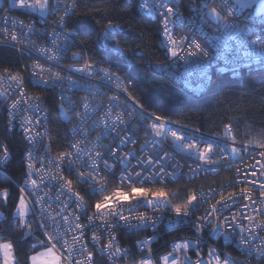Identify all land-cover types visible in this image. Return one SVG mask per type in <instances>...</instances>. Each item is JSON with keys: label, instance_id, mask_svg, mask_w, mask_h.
<instances>
[{"label": "snow or ice", "instance_id": "1", "mask_svg": "<svg viewBox=\"0 0 264 264\" xmlns=\"http://www.w3.org/2000/svg\"><path fill=\"white\" fill-rule=\"evenodd\" d=\"M13 2L38 10L45 23H48L49 16L54 19L51 31L37 30L35 22L26 23L10 16V9L0 8V13H3L0 15V22L3 23V27H0V37H3L0 47L16 49L21 55L39 53L48 63V67H45L36 61L17 71L9 67L0 69V101L6 105L8 117L6 130H13L18 123L29 148L23 154L26 161L21 177L23 184L13 181L17 196L10 213L11 220L8 221L5 213L0 212V224L4 225L0 229L3 264H21L17 249L30 240L35 243L32 244L31 254L27 251L23 253V264H94L97 256L105 258L107 264H117L119 260L127 262L130 256V264H156L157 261L159 264H246V260L252 256L258 261L264 259V236L261 235L264 233V129L259 131L258 138L238 140L239 133L234 132L233 118L227 116L222 118L221 130L214 135L205 136L198 129L188 134L182 131L184 126L179 121L175 122L174 128L170 117L149 112L128 91L131 82H126L125 77L104 68L91 57L86 58L89 51L87 40L79 39L81 33L71 28L73 17L82 15L94 18L101 11L100 8L81 13L82 7H92L84 4L83 0ZM257 3L259 7L255 14L258 15L264 12V0H199L198 6L195 0H191L186 7L193 15L187 17L181 13L183 0H151L148 12L158 19L161 35L159 47L169 57V66H180V62L194 64L201 76L196 88H208L210 91L208 69L213 59L211 46L206 48L188 33L176 35L175 27L190 24L192 31L201 33L205 32V26L215 27L219 32L241 37L252 29H241L240 25L251 22L254 14L250 13L242 20L237 17L244 9ZM147 4L148 0H143L141 9L144 10ZM96 23L100 24V20H96ZM102 28L100 37L105 47L119 48L116 39V33L121 28L119 23L108 19ZM41 32L48 37L49 44L37 47V42L31 37ZM73 44L79 47V51L72 52V57L84 63L61 68L60 61L67 56ZM258 44L259 54L264 55V37L258 36L248 46L255 49ZM229 51L231 47L225 44V53ZM244 55L247 57L249 54L245 52ZM239 59L237 56L233 63ZM145 66L162 67L152 64ZM54 67L60 70L54 71ZM238 67L240 65L237 63L232 68L234 74ZM62 71H72L73 74L64 76ZM77 74L86 83L81 84L75 78ZM26 79L34 87H59L61 90L59 109L69 124L66 135L70 131L73 137L78 138L68 140L70 150L60 152L55 158L36 157L32 151L34 144L43 140L48 133L46 129L43 133L34 131L42 123L40 110L44 100L38 92H28L24 86ZM188 86L191 87L190 84ZM73 90L87 91L89 95L77 102L72 96L63 94ZM109 92L112 94L109 95ZM12 96H16V99L9 103ZM21 111L30 114L17 121L16 117ZM47 119L44 116V121ZM223 119L229 122L223 123ZM141 129H144L142 136L139 135ZM93 132H97L94 137ZM109 137H112V141L105 144ZM141 139L143 143L138 144ZM169 143L171 149L165 151ZM50 147V144L45 146L46 153ZM11 156L9 145L0 144V164H7ZM177 156L191 163H181ZM249 159L253 162L246 163ZM36 163H40L41 167L36 168ZM77 165H81L83 170ZM232 169L235 179L221 181L219 187H209L207 191L202 187L185 189L183 202H174L180 190L168 187L170 182L218 176L222 170ZM65 172L75 175V183L86 186L83 192L88 197L98 198L87 200L74 186V180L64 175ZM46 184L47 190L44 187ZM11 195L10 188L0 187V208L8 207ZM53 205L56 206L54 210ZM72 205L75 207L72 208ZM141 207L153 210L161 217L167 209L174 213L175 223H191L196 235L173 240L172 250L156 257L151 245L157 238L147 237L136 242L135 247L142 254L137 258L129 248L121 247L113 229L120 226L129 232L148 227L155 230L156 224L149 223L152 217L146 212L133 215ZM201 208V214L193 218L192 213ZM225 212L229 215H224ZM82 218L84 223L80 222ZM209 226L211 228L205 238L203 232ZM90 229L98 231H92L89 235ZM16 230L21 231L20 237L13 235L10 240L3 239ZM37 232L43 239L37 238ZM208 239H223L225 246H234L245 259H236L226 252L221 255L223 249L216 248H209L205 258L202 250ZM105 240L107 242L103 243ZM37 248L40 251H36ZM189 252H195V259Z\"/></svg>", "mask_w": 264, "mask_h": 264}, {"label": "trees", "instance_id": "2", "mask_svg": "<svg viewBox=\"0 0 264 264\" xmlns=\"http://www.w3.org/2000/svg\"><path fill=\"white\" fill-rule=\"evenodd\" d=\"M83 3L92 7H82L81 13L92 11L93 8L101 9L94 18L82 15L73 17L71 28L81 33L79 39L87 40L89 51L86 57H91L125 77L126 82L130 81L128 91L136 96L149 112L163 114L172 121H179L184 126L209 134L217 133L222 118L227 116L233 118L234 132L239 133L237 137L249 134L258 138L259 131L264 129V68L248 70L238 78L212 75L210 91L205 88L200 94L191 95L184 91L177 81L145 66V62H163L166 59L157 43L159 29L156 18L139 13L131 0H83ZM108 19L121 26L120 32L116 33L119 48L105 47L100 37L102 25L106 24ZM96 20H100V24H97ZM75 46L79 51V47ZM17 65L14 50L0 47V69L9 67L14 70ZM40 94L46 105L50 146L52 151L58 152L62 150V140L56 98L51 91H43ZM228 122V119H223V123ZM0 144H8L9 151L12 152L10 161L0 168V187H8L12 192L8 207L0 208V212H4L10 221V213L17 196L13 181L21 183L25 172L22 162L25 142L17 133L1 128ZM217 181L218 178L194 182L179 181L169 183L168 187L180 190V195L174 198V202L181 203L186 196L185 189L213 185ZM3 227L4 225L0 224V229ZM21 234V231L16 230L12 235H5L3 239L10 240L13 235L20 237ZM34 242L30 240L18 247L17 258L21 260V264L23 253L27 251L31 254ZM131 243L130 237L122 240V244L128 248ZM96 261L98 264H105L100 258H96Z\"/></svg>", "mask_w": 264, "mask_h": 264}, {"label": "built area", "instance_id": "3", "mask_svg": "<svg viewBox=\"0 0 264 264\" xmlns=\"http://www.w3.org/2000/svg\"><path fill=\"white\" fill-rule=\"evenodd\" d=\"M131 1L134 2L135 7L139 13L151 16L148 12V6H150L151 0H148V4L145 5L144 10H142L140 7V5L143 3V0H131ZM30 2H31V0H30ZM190 2H191V0H183V4L180 5L181 13L185 17L193 15L191 12H189L187 10V7H186ZM195 2L198 6L199 0H195ZM0 8L10 9V11L8 13L10 16L15 17L19 20L25 21L26 23L29 21L35 22V27L37 30H39V29H45L46 31L52 30L51 29V22L54 19V17L49 16L47 18L48 23H45L43 21V19L40 17V13L38 10L34 11V10H31L28 8L21 7L18 3H14L13 0H1ZM250 13L254 14L253 20L247 24L242 23L240 25V28L243 29L245 27H250L252 30L249 31L246 35L241 36V37H237L234 33L219 32L216 30L215 27L209 28L207 26H205V32L204 33H201L199 31H192L191 30L192 25H190V24H178L175 27L174 31H175L176 35H178V36L184 35L185 33H188L189 36H194L206 48L211 46L210 50L213 53V59L211 62V66L208 69L209 79L212 77V75H215V74L228 75L231 78H238L240 75H242L243 73H246L248 70L264 68V55L259 54L260 53L259 44L257 45V47L255 49H250L248 46L249 42L256 41L258 36L264 37V15H259V14L257 15L251 10H246L242 14L238 15L237 19L242 20L245 16H248ZM0 15H3V13H0ZM153 18H155V17H153ZM157 21H158V19H157ZM0 27H3L2 22H0ZM158 29H159V23H158ZM120 30H121V28H120ZM120 30L117 31V33L120 32ZM0 39H3V37H0ZM31 39L37 42V47L49 44V39L43 32H41L40 35H33L31 37ZM160 40H161V35H160V30H159L158 31V42H157L158 46H159ZM225 44H227L231 47V51L225 53ZM75 45L76 44H73L68 49L67 56L60 61L61 68H63L64 66H67L69 64L74 65V66H79V65L84 63L83 60H78V59L72 57V55H71L72 52L78 51V49L76 48ZM11 49L14 50L15 57H16L17 62H18V65L16 66V68L13 71L20 70L21 68L24 67V65H26V64L31 65L33 62H36V61H39L45 67H48V63L45 61V59L43 57H41L39 55V53H35L33 55H28V54L21 55L16 49H13V48H11ZM245 52H247L249 54L247 57L244 55ZM163 54H164V51H163ZM164 56L166 59L163 62H159V61H157V62H145V64L161 65L162 67H156V68H151V69L161 73L166 78H170V79L177 81L179 83L180 87L184 91L188 92L191 95L200 94L201 92H203L205 90V88L199 89V90L196 88L197 84H199L201 82V76H200L199 71L195 70L194 64L185 65V64H183V62H180V66H176V65L169 66V57L166 56L165 54H164ZM225 56H226V59L224 58ZM237 56H239L240 59L236 63H233L234 59ZM237 63L240 65V67L237 68V72L234 74L232 71V68L236 67ZM100 65L103 66L104 68H107L104 64L100 63ZM147 68H149V67H147ZM221 69H227V70L221 71ZM53 70L56 71V70H60V69H57L54 67ZM169 73H172V74L170 75ZM61 74L64 76H67V75H72L73 73H72V71H62ZM29 75H30V73H29ZM75 78L79 79L81 81V84L86 83V81L79 74H77L75 76ZM188 84H190L191 87H189ZM24 86L30 94L37 93V92L40 94V92H43V91L53 92L55 95V98H56L57 117L61 123L60 130H61L62 150H60L58 152H54V151H52V149L50 147V151H48L46 153L45 152V146L49 145L50 141H49V132H48L47 121H44V116H46V112H47L45 101H44V106L40 110V112H41L40 119H41L42 123L40 124L39 127L35 128L34 131L43 133L46 129L48 134H47V136H45L43 138V140H40L39 142L34 144V146L32 147V151L35 153V156L36 157H42L45 159H47V157H49V156L55 158L60 152L70 150L68 148L67 141L68 140H74L78 137H73L71 135L70 131H68L67 135H66V130L69 128V124L64 119V114L59 109L60 94H61L60 88L57 87L55 89H48V88L43 87V86L34 87L32 84L27 82V79L25 81ZM65 87H66V85H65ZM63 94L72 96V99L74 101H77V102H79V99L81 97H85V96L89 95L87 91H82V90H73L72 92H65ZM111 94L112 93L109 92V95H111ZM15 99H16V96L10 97L9 103ZM97 99H99V97H97ZM106 103H107V100L105 99V104ZM64 106L67 107V104H65ZM6 113H7L6 105H4L3 101H0V129L1 128H5V129L8 128V123H7L8 117H7ZM26 114H30V113H25L24 111L19 112L17 117H16L17 121H19L21 118H23ZM101 114L102 113H97V115H101ZM172 122H173V127L175 128L176 127L175 121H172ZM89 123H91V121H89ZM180 125H182V124H180ZM220 130H221V127H219L218 132ZM98 131H99V129H97V132ZM182 131L186 132L188 134H192L193 132L196 131V129L184 126ZM10 132L17 133L24 140V142H25V151L24 152L28 151L29 150L28 143L24 139L23 134H22V130L20 129L18 123L15 126V128L13 130H11ZM97 132H93L92 136L94 137L97 134ZM143 132H144V129H141L139 135L142 136ZM199 132H201V131H199ZM202 133H204L205 136L209 135V133H205V132H202ZM249 137H252V136L247 134L245 136L242 135L240 137H237V139L243 140V139H248ZM111 141H112V137H109V139L105 140L104 143L108 144ZM139 143H143V140L142 139L139 140L138 144ZM138 144L136 145L137 147H138ZM129 147H132V145H129ZM170 149H171V144L169 143L165 146L164 150L167 151ZM125 150H127V149H125ZM257 159H259V158L257 157ZM177 160H179L181 163H191L190 160L186 162L185 159L181 156H177ZM22 162L26 168V161H24L23 155H22ZM252 162L253 161L250 159L246 160V163H252ZM133 163H135V161H133ZM3 165L4 164H0V168ZM35 167L40 168L41 167L40 163H36ZM77 167H80L81 170H83L81 165H77ZM117 171H118V169H117ZM184 171L185 172L187 171V167H185ZM233 171H234V169L222 170L218 176L217 175L199 176L192 181L180 179V180H177L175 182H179V181H181V182H194L197 180H205V179H211V178L217 179L218 178V181L216 184L206 185V186L203 185V186L196 187V189H200L202 187L205 191H207L209 187H212V188L219 187V184L221 183V181H226L227 179H235V177L232 175ZM64 175L69 176V178L74 180V186L76 187V189L78 191H81L82 195H85V198L87 200L92 201V200H95L98 198V197H88V195L85 192H83V189L86 186L79 184V183H75V175L74 174L70 175L69 173L65 172ZM112 179H114V178H112ZM170 183H172V182H170ZM20 184H23V180ZM44 187H45V190L48 189L47 184ZM257 195H258V193H257ZM55 207L56 206L53 205V210L55 209ZM71 207L74 208L75 205H72ZM157 211H159V210H157ZM202 211H203V209L201 208V209H198L197 211L193 212L192 213L193 218L200 215ZM141 212H146L147 215L152 217V220L149 223L150 224L151 223L156 224L155 230H153L152 227H148V228H145L141 231L129 232V230L127 228L120 227V226H116L113 229L121 247H126L125 245L122 244V240H124L126 237L132 238L131 247L129 249L133 253V255L136 256L137 258L142 254L137 251V249L135 247L136 242L143 240L147 237H156L157 238L156 242H154L151 245V247L154 250V257H156V256H163L164 254L170 252L172 250L171 242L173 240H176L177 238H185L186 239L188 237H193L196 235L195 232L193 231V226L191 223H183V222L175 223L176 217H175L174 213L169 212L167 209L164 210V212L166 214L163 215L162 217L158 216L156 214V212H154L153 210H149V209H146L143 207L137 208L136 212L133 213V215H138ZM224 215H229V213L225 212ZM80 222L84 223L85 221L82 218ZM33 226L35 227V225H33ZM210 228H211V226H209V229H207L203 232V235L205 238L208 237ZM92 231H98V230L97 229H90L89 235L91 234ZM261 235L264 236V233H261ZM36 236L39 239H43V237L40 236L39 232L36 233ZM106 242H107L106 240L103 241V243H106ZM89 247L91 248V245H89ZM209 248H216L217 250L223 249V251L221 252V255H223V253L226 252V253H229L230 255H232L236 259H245V256L234 246H225V241L223 239H218V240L208 239V243L203 246V250H202V254L205 256V258H207V252H208ZM189 255L192 256L193 259H195V252H189ZM97 258H100L102 260V262L107 264V261L105 258L100 257V256H97ZM131 259H132V256H130L128 258L127 262H125L124 260H119V261H117V264H130ZM96 262L97 261L95 260L94 264H98ZM263 262H264V259L258 261L255 256H252L250 259L246 260V264H264ZM156 264H159V262L157 261Z\"/></svg>", "mask_w": 264, "mask_h": 264}, {"label": "water", "instance_id": "4", "mask_svg": "<svg viewBox=\"0 0 264 264\" xmlns=\"http://www.w3.org/2000/svg\"><path fill=\"white\" fill-rule=\"evenodd\" d=\"M230 2H232V0H230ZM0 4H1V0H0ZM259 7V4L257 3V4H253L252 6H250V7H248V8H246V9H244V11H246V10H251V11H253L254 13H256V9ZM243 11V12H244ZM259 15H264V12H261V13H259ZM152 18H153V16H151Z\"/></svg>", "mask_w": 264, "mask_h": 264}, {"label": "crops", "instance_id": "5", "mask_svg": "<svg viewBox=\"0 0 264 264\" xmlns=\"http://www.w3.org/2000/svg\"><path fill=\"white\" fill-rule=\"evenodd\" d=\"M37 251H40V249L37 250ZM0 264H3V262H2V253H0ZM29 264H30V262H29Z\"/></svg>", "mask_w": 264, "mask_h": 264}]
</instances>
